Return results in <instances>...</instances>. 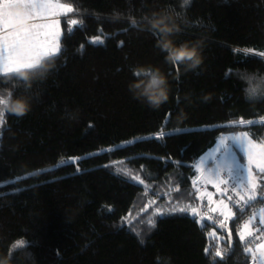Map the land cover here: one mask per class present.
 I'll return each mask as SVG.
<instances>
[{
	"label": "trees",
	"instance_id": "1",
	"mask_svg": "<svg viewBox=\"0 0 264 264\" xmlns=\"http://www.w3.org/2000/svg\"><path fill=\"white\" fill-rule=\"evenodd\" d=\"M60 1L82 21L68 34L63 18L62 53L27 81L0 82V91L30 105L23 115L6 111L0 125V257L10 264H214L230 230L232 250L215 264H250L237 232L264 202L237 213L234 224L207 211L193 180L195 163L226 133L250 130L264 140V0ZM160 14L177 26L176 45H200L195 68L166 60L161 34L149 27ZM97 36L103 44L90 43ZM148 71L168 81L159 107L132 89L146 78L136 73ZM241 118L261 120L233 125ZM161 131L167 135L153 138ZM173 205L213 220L202 228L189 211L149 228L156 206Z\"/></svg>",
	"mask_w": 264,
	"mask_h": 264
},
{
	"label": "snow or ice",
	"instance_id": "2",
	"mask_svg": "<svg viewBox=\"0 0 264 264\" xmlns=\"http://www.w3.org/2000/svg\"><path fill=\"white\" fill-rule=\"evenodd\" d=\"M52 9L58 11L51 12ZM50 12L63 16L65 22L72 26L67 29L68 34L82 25L81 20L71 19L67 15L74 12L72 6L60 3V0H0V82L27 81L30 75L43 71L49 62L62 53L60 20H53L50 23L36 22L45 19L46 14ZM90 43L103 44V40L97 36L92 38ZM251 51L245 50V52ZM259 56L264 58V52H260ZM22 74H27V76ZM151 74V71L136 73L137 76ZM12 95V92L0 91V125L5 124V113L8 111L6 107L8 101L5 97L10 98ZM255 123V121H246L241 118L239 121L233 122V125L250 126ZM165 135L167 133L161 131L153 138L162 139ZM106 151H113V149ZM238 152L247 158L246 164L238 158ZM81 159L80 157L71 158L70 163H76ZM209 160L212 162L210 165L207 163ZM112 166L105 165V167ZM194 167L197 171L204 168L207 173L204 176L205 182L212 183L217 191L226 197V200L216 202L212 200L211 192L200 194L201 199L207 195L210 204H217V207H212L209 211L219 212L225 220H231L234 224L238 223L237 213H240V216L246 215L247 210L254 207L256 202H264V140L258 143L256 139L251 138L250 130L221 137L212 154L207 158H202ZM77 171L80 169L77 168ZM222 175L226 179L222 178ZM131 179L139 184H144V181L138 176H133ZM195 184L194 180V187ZM221 185L225 187L221 188ZM196 191L199 192V189L197 188ZM152 204H155V201L146 205L141 209V212H147L148 207ZM189 211L194 219L199 217L196 222L202 228L207 226L204 223L205 218L209 221L213 220L207 212L201 213L196 207L173 205L167 208L156 206L154 211L148 215L146 223L149 228L154 229L157 218L174 213L185 214ZM256 219L257 212H253L240 227L237 235L240 243L244 245L243 252L251 256L252 264H264V239H262L264 238V227L254 226ZM259 225L264 226V208L259 209ZM212 226H215V222ZM223 227L224 224L221 222V228ZM257 233L259 234L257 235ZM211 235L215 236V233H211ZM231 238L232 233L229 230L228 244L223 250L220 247L216 248L214 264L215 258L223 261L227 253L232 250ZM257 240L262 242L255 244V248L250 246ZM209 252V249H205L206 255Z\"/></svg>",
	"mask_w": 264,
	"mask_h": 264
},
{
	"label": "clouds",
	"instance_id": "3",
	"mask_svg": "<svg viewBox=\"0 0 264 264\" xmlns=\"http://www.w3.org/2000/svg\"><path fill=\"white\" fill-rule=\"evenodd\" d=\"M149 27L161 34L158 46L166 53V60L170 63L184 64L188 68H195L201 63L200 45L198 43H182L176 45L171 37L178 31L177 26L167 15L160 14L149 21ZM27 76V74H22ZM138 98H143L151 107H159L168 98V81L159 72L153 71L142 81L132 85ZM7 110L23 115L29 110V101L23 97H5ZM0 264H10V258L0 257Z\"/></svg>",
	"mask_w": 264,
	"mask_h": 264
},
{
	"label": "rangeland",
	"instance_id": "4",
	"mask_svg": "<svg viewBox=\"0 0 264 264\" xmlns=\"http://www.w3.org/2000/svg\"><path fill=\"white\" fill-rule=\"evenodd\" d=\"M60 3H62V4H66V3H64V2H61L60 1ZM56 11H58L57 9H52L51 10V12H56ZM51 12L50 13H48V14H46V18L45 19H43V20H37L36 22L37 23H50L51 21H53V20H60V30H61V36H62V20H63V16H59V17H57L58 15H54V14H51ZM71 19H77L76 17H74L73 16V12H71V13H68L67 14ZM78 20V19H77ZM41 39H43V37H41ZM258 120H261V119H252L251 121H258ZM243 131H245V130H243ZM239 132V131H238ZM235 133H237V132H231V133H226L224 136H222V137H225V136H229V135H233V134H235ZM218 142H219V140L217 141V143L212 147V148H210L208 151H206L199 159H198V161L195 163V164H197L202 158H207L208 156H210L211 154H212V152H213V150L215 149V147L217 146V144H218ZM258 143H259V141H257ZM238 151V150H237ZM238 158H240L241 159V162L242 163H244V164H246L247 163V158L245 157V156H243L242 154H240L239 152H238ZM207 163L210 165L212 162L209 160V161H207ZM253 167H255V166H253ZM205 175H207V173L205 172V170H204V168H201L200 169V171H198V176L197 177H200V179H197V177L196 178H194V180L196 181V184H195V187L196 188H198L199 189V192H198V195H199V197H200V194L201 193H205V192H211L212 193V200L213 201H216V202H219L220 200H226V197L225 196H223V195H221V193L220 192H218L217 191V189H216V187H214L213 186V184L212 183H206L205 182V180H204V176ZM222 178H225L226 179V177H224L223 175H222ZM193 180V181H194ZM222 187H224V185H221V188ZM204 198H206V200H207V202H208V206H206L205 208H207V211L208 212H211V211H209V209L210 208H212V207H217V204L216 203H209V201H208V198H207V195H205L204 197H203V199L202 200H204ZM261 208H264V204L263 205H261L260 207H258V208H254V210H253V212H257V219H256V221H258V223H259V209H261ZM199 209V208H198ZM200 210V212L201 213H205V211H202L201 209H199ZM214 213H218L219 214V212H214ZM208 214V216H211V213H207ZM252 215V214H251ZM250 215V216H251ZM249 216V217H250ZM199 218V217H198ZM222 218H224L223 216H222ZM248 220V219H247ZM246 220V221H247ZM259 226V225H258Z\"/></svg>",
	"mask_w": 264,
	"mask_h": 264
},
{
	"label": "built area",
	"instance_id": "5",
	"mask_svg": "<svg viewBox=\"0 0 264 264\" xmlns=\"http://www.w3.org/2000/svg\"><path fill=\"white\" fill-rule=\"evenodd\" d=\"M225 187V186H224ZM223 188V187H222ZM259 233H257V235H258ZM262 239H264V238H262ZM262 241H260V240H257V241H255L254 243H252L250 246H252L253 248H255V244H257V243H261ZM250 264H252V260H251V262H250Z\"/></svg>",
	"mask_w": 264,
	"mask_h": 264
},
{
	"label": "crops",
	"instance_id": "6",
	"mask_svg": "<svg viewBox=\"0 0 264 264\" xmlns=\"http://www.w3.org/2000/svg\"><path fill=\"white\" fill-rule=\"evenodd\" d=\"M59 16H60V15H58L57 17H59ZM257 222H258V221H255V224H257ZM259 227H261V226H259Z\"/></svg>",
	"mask_w": 264,
	"mask_h": 264
}]
</instances>
